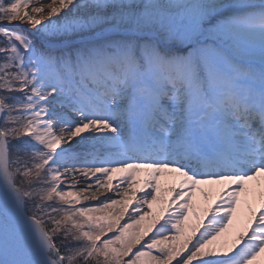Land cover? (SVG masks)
<instances>
[{
  "label": "snow or ice",
  "instance_id": "obj_1",
  "mask_svg": "<svg viewBox=\"0 0 264 264\" xmlns=\"http://www.w3.org/2000/svg\"><path fill=\"white\" fill-rule=\"evenodd\" d=\"M0 264H264V0H0Z\"/></svg>",
  "mask_w": 264,
  "mask_h": 264
},
{
  "label": "bare ground",
  "instance_id": "obj_2",
  "mask_svg": "<svg viewBox=\"0 0 264 264\" xmlns=\"http://www.w3.org/2000/svg\"><path fill=\"white\" fill-rule=\"evenodd\" d=\"M202 187H205V189L207 190V186H202ZM147 191H150V189L145 188L143 190V192L138 191L137 192V196L143 195V193L147 192ZM213 195H215V191H213ZM195 203L197 205V209L196 210L199 211V212H202V209H203V206H204V199L199 193L196 194ZM145 208H146V206H145Z\"/></svg>",
  "mask_w": 264,
  "mask_h": 264
}]
</instances>
